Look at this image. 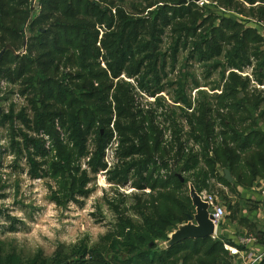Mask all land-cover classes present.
<instances>
[{"label":"trees","instance_id":"16d2710c","mask_svg":"<svg viewBox=\"0 0 264 264\" xmlns=\"http://www.w3.org/2000/svg\"><path fill=\"white\" fill-rule=\"evenodd\" d=\"M151 1L106 0L107 7L101 8L98 0H39L40 12L33 16L32 0H0V52L7 46L14 50L5 53L0 71L4 68L1 73L6 83L21 84L22 97L29 93L27 104L34 113V119L26 123L29 130L37 135L50 134L59 153L71 151L67 148L69 145L61 143L55 126L57 120L73 148L79 149L78 154H83L92 129L100 126L96 152L89 163L95 175L107 167L103 160L113 137L108 128L116 113L115 126L121 133V163L118 162L114 173L108 174L119 178L118 185L126 186L136 177L135 186L139 191L150 188L160 193L145 201L143 196H137L136 201L141 204L140 226L123 221L124 231L120 236H127L125 247L139 253L138 262L150 256L149 264H231L233 258L220 240H190L168 250H161L157 242L167 241L178 225L187 223L188 216L195 214L190 195L181 193L190 184L198 193L209 190L214 182L222 183L225 188L232 187L220 176L217 167L233 175L240 171L241 182L247 175L253 181L263 179L260 170L264 167V130L261 129L264 97L257 91L251 93L248 80L232 72L225 78L221 95L225 94L213 98L217 103L208 101L202 93L197 103L189 101L183 92L177 96L176 106L184 105L191 111L185 113L187 134L182 129L173 131L172 142L165 145L163 133L156 127H145L144 123L139 126L131 111L134 99L131 85L125 81L128 79L143 94L155 99L156 112H163L157 117L163 130L171 125L174 129L181 127L183 117H178L177 111L184 109L172 107L170 120L168 103L163 102L166 87L175 84L169 81L165 85L169 76L167 68L171 61V72L175 71L180 53L189 47L185 34L201 29L197 25L200 15L196 10H205L195 3L175 6L179 0H163L154 11ZM234 1L228 0L231 8ZM248 1L254 4V0ZM135 3H149L147 10L142 11L147 13L146 17L140 15ZM262 14L264 17V12ZM190 17L194 29L184 23ZM202 18L213 21L210 29L213 39L194 44L189 59L209 63L210 71L221 69L223 77L229 70L241 72L252 66L254 59L258 78L264 79V39L233 20L220 21L212 13ZM42 24H48L50 29L39 27L35 35L27 36L34 26ZM170 28L171 45L163 51V38ZM224 33L229 34L228 37ZM25 41L27 47L23 54ZM34 51L40 53L35 55ZM101 61L107 69H100ZM73 69L79 71L66 73L62 81L57 79L62 70ZM196 86L201 88L197 83ZM76 89L79 90L77 96ZM86 102H91L93 107L86 106ZM230 109L235 110L233 114H225ZM4 114L0 117L6 121L14 119V115ZM218 128L223 130L217 132ZM33 143L32 149L40 151V142ZM190 143L200 150L195 151ZM173 153L172 161L159 160L160 155L168 158ZM247 154L249 157L242 158ZM131 176L134 177L130 179ZM160 205L166 206L164 214L155 208ZM151 243L155 244L152 248ZM0 264L26 263L14 252L0 258Z\"/></svg>","mask_w":264,"mask_h":264},{"label":"rangeland","instance_id":"374dc122","mask_svg":"<svg viewBox=\"0 0 264 264\" xmlns=\"http://www.w3.org/2000/svg\"><path fill=\"white\" fill-rule=\"evenodd\" d=\"M100 1L98 0V4L101 5V8L107 7L106 0ZM206 1L209 4L204 7L199 6L205 8L204 11L196 10L200 15L197 25H200L201 29L198 30L197 28V30L185 34L189 43L188 49L180 53L174 72H171V61L167 68L169 76L165 85L167 86L169 81L175 84L166 87L163 102L168 103L170 120L173 118L172 107L184 109L177 111V116L183 117L180 120L183 122L180 123L182 128L179 126L180 128L175 127L174 129L171 125L168 130H163L157 119L163 112H156V104L153 100L143 94L132 80H125L130 83L133 89L134 102L131 111L135 114L134 121L139 126L144 123L145 127L150 125L156 127L160 133H163L164 144L172 142L166 140L165 133H170L173 137V131L182 129L186 134L189 132L185 113L189 114L191 111L188 112L184 105L180 107L175 104V100L181 92L192 103H197L201 99L200 93L202 96H207L208 101H213V103H217L213 98L222 97L225 94L221 95L222 91L224 92L225 78L230 76L228 72L223 77L221 69L210 71L209 63L202 64L198 63L196 59H189L192 57L191 52L194 44L202 43L205 40L212 41L213 39L210 30L213 21L204 20L202 17L212 13L221 19L220 15L224 16L229 13L220 10L223 8L226 11L232 10L233 13L241 14L248 25L262 20L261 7L251 10L244 7L239 0L234 1L233 8L230 7L228 0H219L220 2L217 0L215 7L211 6L213 0ZM259 1L261 2V0ZM162 2L163 0H152V10L156 11L164 3ZM148 4L135 3L133 5L140 11V15L146 17L147 13H142V11L147 10ZM32 8L33 16H37L40 12L39 0H32ZM167 13L169 14V10ZM239 14L234 13V16ZM184 23L194 29L191 17L186 19ZM244 26L247 27L245 23ZM244 26L242 27L245 28ZM39 27L50 29L48 24L36 25L30 30V33L26 30L27 36L35 35ZM172 35L170 28L163 38V51L169 49ZM224 35L228 37L229 34L224 33ZM39 53L34 51L35 55ZM100 69H107L105 62L101 63ZM1 71L3 73L4 68ZM1 71L0 107L5 116L12 114L14 119L6 121L2 116L0 117V258L15 252L26 264L31 261L39 264H149L150 256L142 258L138 262L139 253L136 250H130L127 246L125 247L127 236L121 237L120 233L124 231L123 221L135 226L142 224L138 216L141 204L136 201L137 196H143L145 201L150 200L153 195L157 197L160 193L158 191L153 192L150 188H147L148 191H139L135 186L136 177L135 180L123 186L118 185L119 178H115L114 174H108L105 182L99 179L98 175L93 174L89 163L96 152L99 125H96L87 136L83 154H78L79 149L73 148V144L69 142L68 134L62 128L61 143L69 145L67 148L71 153L63 151L59 153V148L56 147L55 142L51 144L50 149H47L45 147L46 136L43 137L30 131L26 124L27 121L34 119V113L27 104V98L30 97L29 93L22 97L20 95L23 89L21 84L6 83ZM76 71L79 70H62V74L57 79L62 81L66 73H76ZM249 71L252 74L253 69ZM249 71L245 69L243 72ZM196 83L201 86L200 89L196 88ZM75 93L77 96L79 90L76 89ZM262 95L264 96V91ZM85 105L89 108L93 107L91 102H86ZM37 108L41 109L39 105ZM116 108L114 104V109ZM228 111H225V114L230 115L235 110L230 109ZM153 116H155V123H152ZM116 119L115 113L112 124L108 128L113 134L110 144L114 137L116 144H119L114 159H112L113 157L108 159L112 165L115 163L110 170L113 173L118 168V162L121 163L119 154L121 151V137L119 135L121 133L119 134L116 129ZM261 129L264 130V126ZM218 130L222 131L223 129L218 128L217 132ZM45 134L49 135L50 138L52 137L46 132ZM154 137L156 139V135ZM32 141L40 142V151L32 149L35 147ZM219 141L221 140L219 139ZM246 157H249L248 154L242 156V158ZM174 158V153L168 158L159 156V160L162 161H172ZM103 161L107 163L106 157ZM263 170L264 167L260 170V176L263 179L253 181V178L247 175L245 176L246 180L241 182L239 180L240 171H238L235 174L236 181L231 188H225L222 183L214 182L207 192L204 191L207 195L212 196L216 203H222L226 207L233 206V220L236 224H240L239 230L248 236H259L258 229H264V220L257 217L256 213L259 212H257L254 202L243 200L238 191L241 189L250 191V193L264 192V190L262 191L264 189ZM159 174L163 175L162 173ZM163 176L165 179V175ZM133 177L131 176L130 179ZM181 193L190 195V187ZM155 208H158L160 214L165 213V205ZM243 217H247L245 218L247 220H244ZM128 231L126 229L125 233ZM237 235L238 237L241 236L240 234ZM224 243L228 247L233 246L228 241H224ZM224 249L231 257L230 251L225 246ZM229 263L240 264L234 258Z\"/></svg>","mask_w":264,"mask_h":264},{"label":"crops","instance_id":"0c3cea01","mask_svg":"<svg viewBox=\"0 0 264 264\" xmlns=\"http://www.w3.org/2000/svg\"><path fill=\"white\" fill-rule=\"evenodd\" d=\"M239 1L246 8H249L251 10L252 9L254 10V9L258 8V7H261L262 12H264V2H263L264 0H261V2L259 0H254V4H251V2H249L248 0H239ZM211 6H215L216 7L217 6L216 2H213V5H211ZM220 10L223 11V12H229V13L225 14L224 16L223 15H220L221 16L220 21L222 19L233 20L234 22L238 23L241 26H244V23H245V25L247 26V27L244 26L245 27L244 28L245 30H252L259 37H261L262 39H264V27L262 26V25H264V20H263L264 17H262V20H259L256 23H250V25H248V23H246L244 21V17L241 14H239L237 12H234L236 14H239V15H235L234 16V13H233L232 10L226 11L223 8L220 9ZM24 49H26V47ZM246 69L248 71L250 69H253L252 74L250 73V71L249 72H246V73L243 72L245 69L243 71H241V72L240 71H237V70H229L228 71V74H231L232 72L237 73L243 79L248 80V82H249V84H248L249 85V91L251 93H254V92L257 91L258 93H260L262 95L264 89L257 88L255 85L252 84V82H256L257 84H259L261 86H264V79L258 78L257 67H256V63L254 64V59L252 60V66H250V67H248ZM254 69H256V71H254ZM240 97L241 98L244 97L242 93L240 94ZM262 97H264V96L262 95ZM217 169L219 171V174L221 173V171H224L223 169H220L218 167H217ZM220 176L224 178V176H222L221 174H220ZM231 176L233 178V182L232 183H229V184H231L233 186V184L236 181V178H235V175H233L232 173H231ZM263 190L264 189H262V191ZM204 191L207 192V189H203L202 190V192H204ZM238 192L240 193V196H241V198L243 200H250V201L254 202V204H255V206L257 207V210H258L257 212H259V213H256L257 217L258 218H261L262 220H264V202H263L264 201V194H263L264 192H262V193L259 192V191L252 192L253 195H252V193H250V191H247V190H241L240 189ZM220 205L225 208V210H226V217L224 218L222 225L218 229L216 237L213 238V239L214 240H220L224 244V246L227 245L226 243H224V241H228L229 244H231L233 246H238L239 238L240 237H244V236H248V235L246 233L241 232V230H239V227H241L240 224H236L234 222V220H233V213H232V211L230 209L231 205L229 207H226L222 203H220ZM243 218H244V220H247V219H245L247 217H243ZM237 234H240L241 236L238 237ZM258 235L259 236H255L256 239L258 240V242H259L260 245H263L264 246V229H258ZM252 236L253 235H251L249 237H252ZM259 237H261L262 239H260ZM231 257L234 258V259H237L240 264H244V261L243 260H241V259H239L237 257H233L232 255H231ZM180 264H182V263H180Z\"/></svg>","mask_w":264,"mask_h":264},{"label":"water","instance_id":"95a60500","mask_svg":"<svg viewBox=\"0 0 264 264\" xmlns=\"http://www.w3.org/2000/svg\"><path fill=\"white\" fill-rule=\"evenodd\" d=\"M203 0H179L175 6L188 5L189 3L199 4ZM27 42L25 41V47ZM14 51L11 46L5 47L0 52V63L7 51ZM3 114V109L0 107V115ZM224 176L225 180L228 183L233 182V178L231 176V172L229 170L221 171L220 173ZM190 187V198L192 204L195 208V214L188 216V222L183 225H178L177 229L168 235L167 241H160L157 243V246L161 250H168L172 247L190 240H202L207 238H215L216 236V228L213 224V217L210 214V205L208 202H205L200 194L196 191L192 184ZM264 202V201H263ZM155 244L151 243L150 247L152 248Z\"/></svg>","mask_w":264,"mask_h":264},{"label":"built area","instance_id":"2783aa9c","mask_svg":"<svg viewBox=\"0 0 264 264\" xmlns=\"http://www.w3.org/2000/svg\"><path fill=\"white\" fill-rule=\"evenodd\" d=\"M206 4H209L206 0H203L201 3H199L198 5L200 7H204ZM264 27V25H262ZM26 53V49L23 50V54ZM253 85H255L257 88H262L264 89V86H261L259 84H257L256 82H252ZM153 100V102L155 101L154 98H151ZM59 120L56 121V129L59 132V134H62V129L60 126V123L58 122ZM40 136H43L46 138L47 143L45 145V147L47 149L51 148V144H53V140H51V138L49 137V135H46L45 133L41 134ZM166 140H171L172 137L170 135V133H166L165 135ZM119 147V144H116V138L114 137L113 142L108 146V148H106L105 151V157L107 160V163H105L107 165L106 169L101 171L98 174V178L102 179L103 182L106 181L107 179V175L111 170V167H113V165H115V163L112 165L111 163L108 162V159L110 157H113L112 159H114V155L117 151ZM190 147L194 148L195 151H199L200 147L190 143ZM148 191V190H145ZM200 196L202 197V199L205 202H208L211 209H210V214L213 217V224L216 228V231H218V229L220 228V226L223 223L224 218L226 217V210L223 206H221L220 204L216 203L215 200L213 199L212 196L207 195L204 192L199 193ZM217 235V232H216ZM216 237V236H215ZM226 249H228L231 253V255L233 257H237L241 260L244 261V264H262L264 262V246L260 245L258 240L256 239V237H249V236H244V237H240L239 241H238V246H231L228 247L227 245L225 246Z\"/></svg>","mask_w":264,"mask_h":264}]
</instances>
